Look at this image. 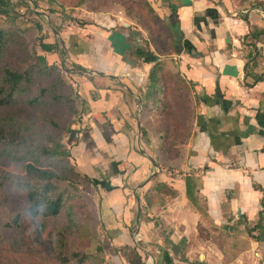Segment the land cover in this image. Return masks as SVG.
<instances>
[{"label":"crops","instance_id":"0c3cea01","mask_svg":"<svg viewBox=\"0 0 264 264\" xmlns=\"http://www.w3.org/2000/svg\"><path fill=\"white\" fill-rule=\"evenodd\" d=\"M158 1L171 30L164 54L119 16L92 14L59 37L41 30L43 44L60 39L62 54L84 69L71 158L113 187H97L94 205L103 254L110 264H260L264 241L246 230L264 205V80L253 81L264 75V0ZM56 46L37 55L56 64ZM162 61L185 81L193 108L188 139L168 159L163 133L144 128L153 108L147 77Z\"/></svg>","mask_w":264,"mask_h":264},{"label":"rangeland","instance_id":"374dc122","mask_svg":"<svg viewBox=\"0 0 264 264\" xmlns=\"http://www.w3.org/2000/svg\"><path fill=\"white\" fill-rule=\"evenodd\" d=\"M118 1L119 3H114L113 0H9V4L4 7L6 14L0 13V28L14 29L21 42L9 48L2 65L7 68H29L34 72L37 68H41L36 58L42 36L41 30L47 29L50 34L55 33L59 37L65 26L81 27L88 23L92 14L104 17L119 16L120 23L128 24L133 32L137 30L143 35L142 45L146 48L154 47L158 54L171 52V30L162 12V2L158 0ZM55 45L59 47L61 55L56 64L46 63V69L51 77L46 78L35 74L31 91L27 95V97L36 96L38 89H45L39 98V103L33 107L18 104L12 107V110L30 128L22 134L30 137L33 144L50 145L47 140L50 137L72 152L77 146L76 133H79L80 125H83L81 118L85 114V105L79 95V82L76 80V76L84 69L73 64L65 54H62L63 42L60 39L57 38ZM160 63L165 79V95L159 96L162 106L161 102L156 101L153 103V108L145 112L144 128L149 127L153 132L164 129L176 133L174 138L161 139L160 144H165L168 149V159L177 156L173 146L183 145L188 139L193 122H190L187 128L186 121L192 114L188 115L186 108L191 113L193 108L185 81L183 79L180 81L171 73L172 70L168 67L171 66L170 61ZM167 78H170V81ZM56 96L59 98L56 99ZM2 147L1 144L0 149ZM20 162L11 161L1 155L0 173L8 175L11 181L29 180V176L22 169V164L27 160L23 159ZM60 165L70 169L71 172L65 171L70 181L54 180L53 183L81 198L89 213L90 239L86 246L81 248L80 254L85 257L87 264H110L102 250L103 234L94 219L96 214L94 205H97L98 200L97 187L90 184L86 179L87 176L79 171L71 157L61 160ZM57 171L63 173L60 168ZM159 192L165 194L167 190L159 189ZM148 199L151 202L154 197L148 195ZM24 208L25 203L20 192L7 186L0 188V264H58L52 258L49 248L46 249L47 240L44 241L43 234L35 232L36 220L30 221L23 215V222L16 230H10L5 226L16 214H23ZM143 209L146 214L147 206ZM261 213L259 224L264 225V205H262ZM256 234L255 231L250 235ZM136 244L138 243L135 242ZM66 246L69 255L75 242L68 239ZM251 262L249 259L248 263Z\"/></svg>","mask_w":264,"mask_h":264},{"label":"trees","instance_id":"16d2710c","mask_svg":"<svg viewBox=\"0 0 264 264\" xmlns=\"http://www.w3.org/2000/svg\"><path fill=\"white\" fill-rule=\"evenodd\" d=\"M113 2L119 3L118 0H113ZM8 4L9 0H0V13L2 15L6 14L4 7ZM111 41L114 46V39L111 38ZM20 42L21 39L14 29L0 28V145L3 146L0 149V154L11 161L19 163L26 159L27 162L22 164V169L29 176V180L11 181L8 175L0 173V188L7 186L16 189L22 194L25 203L23 214H16L5 226L10 230H16L23 222V215L24 218L30 221L36 220L35 232L43 234L44 241L47 240L48 242H46V249L49 248L52 258L58 264H87L85 257L80 254L81 248L86 246L90 239L88 226L90 218L87 207L81 198L68 190L57 187L53 183L54 180L70 181L65 171H71L67 167L61 166L60 161L70 158L71 151L50 137L47 139L50 145L44 143L33 144L30 137L22 134V132L29 131L30 128L12 110V107L18 104L33 107L39 103V98L43 95L45 89H38L36 96L27 97L34 83L35 74L46 78L51 77L50 72L46 69L45 60L39 55L36 58L41 68H37L34 72L29 68H7L2 65L9 48L18 45ZM38 47L42 52L49 53L55 48V45L43 44L41 38ZM250 63L251 66L255 64L254 58L251 59ZM246 66L248 67V62L245 64V68ZM244 76H248L246 70ZM167 79L170 81V78ZM147 80L152 89V102H161L162 106L159 97L165 95V79L162 66L151 69ZM261 80H264L263 74L253 79L254 82ZM57 98L59 96H56ZM186 112L188 115L192 114L186 121L188 128L189 123L193 122V113L188 108H186ZM259 112L264 115V111ZM159 115L162 116V114ZM51 124L55 126L54 123ZM156 131L163 133V140L176 137V133L172 131L164 129ZM162 146L164 151L167 152L168 149L165 144H162ZM58 168L63 173L57 171ZM86 179L94 187L113 189L109 183L103 182V180L99 181L88 177ZM190 181V178L185 179L187 195H189L187 189ZM260 219L261 216L257 218L256 224L246 230L247 235L255 241H264V225L259 224ZM255 231L257 232L255 236L250 235L251 232ZM68 239L75 242V246L70 250L69 255L66 246Z\"/></svg>","mask_w":264,"mask_h":264},{"label":"water","instance_id":"95a60500","mask_svg":"<svg viewBox=\"0 0 264 264\" xmlns=\"http://www.w3.org/2000/svg\"><path fill=\"white\" fill-rule=\"evenodd\" d=\"M135 200H136V202H137V209H136V214H137V216H138V214H139V200H138V197L137 196H135ZM260 264H264V252L262 253V256L260 257Z\"/></svg>","mask_w":264,"mask_h":264},{"label":"built area","instance_id":"2783aa9c","mask_svg":"<svg viewBox=\"0 0 264 264\" xmlns=\"http://www.w3.org/2000/svg\"><path fill=\"white\" fill-rule=\"evenodd\" d=\"M256 256V254H254Z\"/></svg>","mask_w":264,"mask_h":264}]
</instances>
